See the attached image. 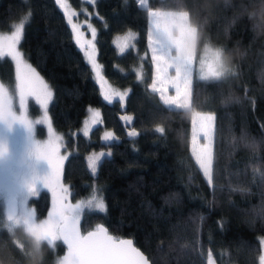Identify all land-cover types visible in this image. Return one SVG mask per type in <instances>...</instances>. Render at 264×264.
<instances>
[{
  "label": "trees",
  "instance_id": "obj_1",
  "mask_svg": "<svg viewBox=\"0 0 264 264\" xmlns=\"http://www.w3.org/2000/svg\"><path fill=\"white\" fill-rule=\"evenodd\" d=\"M68 2L96 30L101 82L55 0H0V32L27 16L19 49L52 89L47 115L63 135L62 150L69 153L62 179L70 186V199H88L94 189L106 198L107 212H86L82 229L102 223L116 237H130L152 264H207V257L214 264H260L264 36L256 38L244 16L256 0H147L146 6L137 0ZM150 9L187 13L197 29L196 57L205 46L234 54L228 66L233 74L221 82L198 83L190 111H165L150 89ZM128 31L136 34L133 46L118 53L113 37ZM88 34L92 36L90 29ZM13 78L12 61L0 58V79L11 83ZM109 87L128 95L124 101L114 97L108 102L103 92ZM89 107L99 110L101 123L85 136L80 128ZM31 110L33 116L41 115L33 104ZM194 111L215 117L211 185L190 151ZM125 116L133 119L126 122ZM158 125L165 129L163 136L155 132ZM107 131L116 139L103 141ZM131 131L138 134L129 136ZM101 152L113 155L103 159L94 178L87 159ZM30 203L38 217L45 216L49 192L42 190ZM17 232L22 246L0 228V264H28L25 236ZM62 252L63 246L53 251L42 244L40 264H57Z\"/></svg>",
  "mask_w": 264,
  "mask_h": 264
},
{
  "label": "snow or ice",
  "instance_id": "obj_2",
  "mask_svg": "<svg viewBox=\"0 0 264 264\" xmlns=\"http://www.w3.org/2000/svg\"><path fill=\"white\" fill-rule=\"evenodd\" d=\"M60 8L64 9L68 23L71 25L75 37V43L84 48L87 44L86 56L92 65L96 75L101 78L99 65L96 62L94 38L96 30L89 24L93 40L83 41L82 33L77 24L72 22L76 13L68 10L64 0H55ZM144 4V0H140ZM150 18V30L148 39L152 48V59L156 62V71L159 74L161 87H156L154 81L151 87L153 91L160 93L164 110L190 111L192 109L194 88L202 82H221L229 78L234 69L225 70L221 66L220 53L216 49L206 48L203 58L199 59V68L196 67L197 29L188 23V15L185 12L175 11L160 13L148 11ZM171 20L179 31L178 36H173L170 27L165 26V20ZM163 21V22H162ZM23 25L16 28L15 32L7 38H0V58H10L15 62L16 84L15 99L0 84V126L11 131L12 125L19 123L28 132L24 149V159L28 167V173L20 183V194L23 203L27 204L29 196L37 197L41 189H49L52 192V208L47 218L38 220L34 210H26L22 215L9 213L7 219L16 227H22L26 233L34 237L38 242L55 251L58 246H66L67 254L61 264H149V260L136 246L132 239H117L110 234L109 229L99 224L94 230L83 233L81 220L86 212L105 214L107 212L106 198L100 189H94L90 198L71 203L70 186H65L61 180V167L58 145L49 142L44 149L34 143L31 136L32 124L25 116L26 104L30 98H35L45 108L52 100L53 94L48 84L39 75L37 70L27 64L18 50L22 42ZM136 34L129 32L117 41L119 51L123 53L135 40ZM83 41V42H82ZM174 73V75H173ZM138 78L140 73H137ZM174 92V95H169ZM127 92H119L112 88H106L103 98L112 102L114 97L124 101ZM19 112V115H17ZM126 122L133 117H122ZM45 119H48L45 116ZM192 155L198 170L202 171L207 182L212 184L213 174V142L215 117L212 114L196 112L192 115ZM101 123L99 111L91 112L90 121L85 123L83 134L87 136L94 125ZM155 132L161 136L165 134L162 126H157ZM136 131L129 132V136H136ZM116 137L112 132H105L103 141L111 142ZM3 137H0L2 143ZM203 141V143H200ZM110 146V144L108 145ZM10 151H0V163H3ZM112 152L93 153L87 159V168L90 174L96 178L103 159L112 157ZM41 163L44 167L41 169ZM191 179V177H189ZM264 264V257H261ZM211 264V259L209 260Z\"/></svg>",
  "mask_w": 264,
  "mask_h": 264
},
{
  "label": "rangeland",
  "instance_id": "obj_3",
  "mask_svg": "<svg viewBox=\"0 0 264 264\" xmlns=\"http://www.w3.org/2000/svg\"><path fill=\"white\" fill-rule=\"evenodd\" d=\"M64 2L68 5L69 11L77 14L76 10L70 6L68 0H64ZM137 2L139 5H141L140 0H137ZM146 5H147V0H144V4L141 6H146ZM150 10L157 11L160 13L175 12L172 10H160V9H150ZM181 12H183V11H181ZM26 20H27V16H24V18H22L20 21L15 22L9 31L0 32V38L10 37L15 32V30L18 26H20V25L24 26ZM72 22L77 24V26L80 28V31H81L82 37H83V41L93 40L92 36L88 34V29H90V28L88 27V23L86 22L85 19L79 18L78 16L75 15V16H73ZM165 26L171 28L173 36L179 35L178 28L174 24H172L171 20L166 19L165 20ZM150 27H151L150 18L148 17V34H149ZM129 32L134 33L133 31H128V32H125L122 34H117L113 37L112 43L115 46L118 53H121V52L119 51V48L117 46V41L120 40V38L124 37ZM133 42H132L131 46H133ZM94 44H95V38H94ZM206 48H210V47L205 46V48L202 49L199 56L196 57V67L197 68H199V59L203 58ZM85 49H87V44H85ZM127 49H129V48H127ZM18 50L20 51L19 45H18ZM148 51H149V54L151 57L152 65H153V76H152V82L150 84V89L153 90L151 85H153L154 81L156 82L157 88L161 87V85L159 83V74L156 71V62L152 59L153 53H152V48H151L149 39H148ZM21 54H22V52H21ZM22 56H23V54H22ZM23 58L27 64L31 65L26 60V58L24 56H23ZM12 63H13V67H14L13 81L11 83H6L2 79H0V84H2L4 86V88L7 90L9 95L13 98V102L18 107V101L15 99V92H16V89H15V84H16L15 62L12 61ZM173 75H174V73H173ZM97 80L99 82H101V79L99 77L97 78ZM44 81L46 82L45 79H44ZM48 86H49V84H48ZM49 89L52 92V89L50 86H49ZM156 93L158 94V96L160 98V93L159 92H156ZM52 94H53V92H52ZM168 94L174 95V92H169ZM50 102L51 101L48 102V105L45 108L35 98H30L26 104L25 116L28 119V121L32 124L31 136H32L35 144L39 145L41 147V149L46 148L50 141L53 143H56L58 145V149H59L58 154L60 157V167H61V180L65 186H68V184L64 183V181L62 179V167H63V163H64L65 159L67 158V156L69 155V153L62 150L63 135L53 129V127L50 123L49 117L47 115V111H48V107H49ZM31 104H33V106H37L39 108V110L41 112V115L39 117H35L31 114V112H32ZM93 110L99 111L95 107H89L88 108L87 115L84 119V122H83L81 128H80L81 133H83L85 123L90 121L91 112ZM194 113H196V111H194L192 113V115ZM204 114H212L214 116L213 113H204ZM17 115H19V112H17ZM45 116H47L48 119H45ZM107 132H109V131H107ZM28 135L29 134H28L27 130L25 129V127L19 123L13 124L11 131H7L2 126H0V137H3V141H2V143H0V151H10V155L8 156V158L3 163H0V212H1L0 228H4V229L8 230L12 235H15L16 236V238H15L16 242H18V244L20 246H22L23 244H22V241L20 240V238H18V236H17V234H18L17 231H19L20 234H23L24 236H27L28 234L26 233V231L22 227H16L14 224L11 228L9 227L10 222L5 218L4 208L10 199L15 198L18 202V214L17 215H22L23 212L26 210H34L35 214H36L35 207L30 203L31 199L35 198V197L29 196L28 200H27V204H25V203H23L22 198H21V194H20V183H21L23 177L25 175H27V173H28V167H27V164H26L25 159H24V149H25V144L27 142ZM213 135H214V131H213L212 137H211L212 142H213ZM191 137H192V123H191ZM200 143H203V141H200ZM190 151L192 154L191 138H190ZM43 167H44V165L41 163L40 168L42 169ZM205 179H207V178L205 177ZM42 190H47L50 194V208H49V211H50L52 208V192H51V190L46 189V188L41 189V191ZM69 199H70V197H69ZM70 201H71V203L75 204L77 201H80V200L72 201L70 199ZM47 214L43 217H38L36 215V217L38 220H43V219L47 218ZM259 241H260L261 248H262V256L261 257H264V236L260 237ZM210 259H211V257H207V264H209ZM211 264H214L212 259H211ZM260 264H262L261 259H260Z\"/></svg>",
  "mask_w": 264,
  "mask_h": 264
},
{
  "label": "clouds",
  "instance_id": "obj_4",
  "mask_svg": "<svg viewBox=\"0 0 264 264\" xmlns=\"http://www.w3.org/2000/svg\"><path fill=\"white\" fill-rule=\"evenodd\" d=\"M244 16L250 21L251 30L256 38L264 36V0H256L252 7L246 9ZM220 53L221 66L228 70L234 54L226 53L222 48L216 49ZM243 55L242 52L238 53ZM26 251L28 253V264H40L42 255V243L38 242L34 237L25 236Z\"/></svg>",
  "mask_w": 264,
  "mask_h": 264
},
{
  "label": "water",
  "instance_id": "obj_5",
  "mask_svg": "<svg viewBox=\"0 0 264 264\" xmlns=\"http://www.w3.org/2000/svg\"><path fill=\"white\" fill-rule=\"evenodd\" d=\"M9 213H12L13 215H17L18 214V202H17V200L15 199V198H13V199H11V200H9L8 202H7V204L5 205V208H4V214H5V218L7 219V217H8V215H9ZM8 220V219H7ZM99 224H102V223H99ZM99 224H97V225H99ZM96 225V226H97ZM104 225V224H103ZM95 226V227H96ZM105 226V225H104ZM80 227H81V231L83 232V233H86L87 231H91V230H94L95 229V227L94 228H91V229H89V230H83L82 229V223L80 224ZM110 234H112V233H110ZM114 237H116L114 234H112ZM117 239H131L130 237H116ZM134 246H136L135 244H134ZM137 247V246H136ZM140 249V248H139ZM141 250V249H140ZM142 251V250H141ZM143 252V251H142ZM67 254V247L66 246H63V252L60 254V256H59V259H58V261H57V264H61V261H62V259H63V257L65 256ZM143 254L146 256V258L149 260V264H152L151 263V261H150V259L147 257V255L143 252Z\"/></svg>",
  "mask_w": 264,
  "mask_h": 264
},
{
  "label": "flooded vegetation",
  "instance_id": "obj_6",
  "mask_svg": "<svg viewBox=\"0 0 264 264\" xmlns=\"http://www.w3.org/2000/svg\"><path fill=\"white\" fill-rule=\"evenodd\" d=\"M13 199V198H12ZM11 200V199H10Z\"/></svg>",
  "mask_w": 264,
  "mask_h": 264
}]
</instances>
